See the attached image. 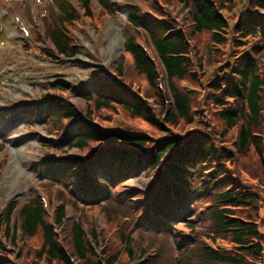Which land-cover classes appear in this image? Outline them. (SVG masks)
<instances>
[{
    "label": "trees",
    "instance_id": "obj_1",
    "mask_svg": "<svg viewBox=\"0 0 264 264\" xmlns=\"http://www.w3.org/2000/svg\"><path fill=\"white\" fill-rule=\"evenodd\" d=\"M98 1L108 7V0ZM174 1L189 8L186 18L191 26L187 31L175 19L162 24L135 7L129 9L126 23L130 32L122 45V59L110 72L123 88L114 79L98 78L94 93L82 98L85 109L65 105L63 101L57 104L62 105L59 108L54 107L52 112L49 109L47 132L65 128L58 142L71 141L68 149L81 153L91 144L95 146L87 156L62 160L48 170L49 185L60 184L74 207L89 206L99 200L108 205L105 199L109 189L144 174L152 177L144 193V207L129 203L127 198H133L129 193L118 200L125 206L131 205V211L140 209L135 222L166 229L164 233L170 239L176 237L167 223L187 211L190 197L205 200L203 217L209 228L202 229L197 242L176 243L171 239L175 250L182 249L175 264H264V235L258 220L263 204L260 184L243 181L239 170L240 154L250 152L258 161L260 173H264V71L257 61L259 45H255L257 40L264 41V0ZM83 2V8L88 10L90 2ZM55 14L46 23V31L57 53L71 57L76 49L66 28L76 20L75 13L61 3ZM198 35L207 36L211 42V66L207 69L198 52L190 49L191 41ZM142 42L155 64L142 51ZM191 53L198 58L196 63ZM159 79L163 93L157 89ZM55 89L65 92L69 86L59 82ZM150 99L158 103L156 110L146 103ZM100 109L136 121L138 131L98 126L92 111ZM231 132L233 139L226 137ZM83 175L91 183L83 181ZM150 200H154V206L149 207ZM147 207L165 221L147 212ZM17 208L12 205L0 216V264H11L9 258L15 253L18 237L25 247L17 258H32L35 264H71L70 257L76 264H117L121 255L128 260L135 257L131 240L124 236L120 251H113L103 240L110 252L102 250L98 257L96 232L93 227L88 229L90 244L79 220L68 222L63 238H58L36 196L26 199L14 215ZM65 220L66 211L61 204L53 223L59 230L65 226ZM186 226L192 227L191 223ZM35 237L38 244L27 245ZM164 241L162 238L158 244L161 248L156 258ZM156 258L143 264H152Z\"/></svg>",
    "mask_w": 264,
    "mask_h": 264
},
{
    "label": "rangeland",
    "instance_id": "obj_2",
    "mask_svg": "<svg viewBox=\"0 0 264 264\" xmlns=\"http://www.w3.org/2000/svg\"><path fill=\"white\" fill-rule=\"evenodd\" d=\"M88 1L91 7L89 6L87 10L83 8V0H0V38L7 37L8 41V44L4 43V40L0 42V212L9 204H14L19 208L29 197L43 196L48 201L49 219L54 217L60 204L65 208V226L59 229L58 238H63L66 225L71 220L82 221L87 234L88 229L93 227L98 235L96 246L100 256V251H109V246L102 244L103 240L112 247L113 251H120L124 241L123 236L129 238L135 257L128 260L126 256L121 255L117 264H143L151 261L156 258L155 254L161 248L158 244L162 243V238H164L169 243L164 241L160 256L152 264H175L177 254L182 249H177V251L173 248L174 237L171 238L172 240L166 237L168 236L164 233L166 229L138 224L135 221L139 217L140 209L134 208L135 211H131V205L125 206L118 200L129 193L133 198H127V201L133 206L138 203L137 207L143 208L146 204L144 193L152 177L143 174L109 189V196L105 199L108 200V205L99 200L96 204L89 206L74 207L70 195L63 190L60 184L49 185L50 181L46 174L48 170L55 168L64 158L80 157L81 154L87 156L89 150L92 151L95 148L91 144L89 149L80 153L68 149L71 141L58 142L57 139L64 133L65 128L53 129L51 133L47 132L46 119L49 109L52 112L54 107L59 108L61 104H57L60 101L65 102V105L70 103L79 110L85 109L82 98L94 93L98 85L95 84L96 79L113 80L110 72H112V67L121 61L122 45L126 33L130 32V26L125 19L128 10L127 12L125 10L134 6L150 20L155 19L158 22H162L164 18L175 19L177 25L181 24L185 31L191 26L186 18L187 10L180 8L181 6L174 0L146 2L145 0H108L109 8L100 4L98 0ZM61 3L68 5L76 16V20L71 26L67 25L66 29L71 33V40L77 55L74 57L57 55L48 60L45 59L46 53L55 56L56 51L53 48V40L49 39L51 36L46 31V23L56 16L58 5ZM146 4L155 8L154 11ZM239 4L240 2L237 3ZM230 11L229 16L231 17L232 7ZM225 15L228 16V13ZM42 16L45 17L44 20ZM18 20L24 21L26 27H29L32 35L30 39H22ZM5 22L6 31H11L6 32L7 35L4 29ZM113 37L115 41L111 42L110 39ZM142 44L146 46L144 42ZM256 44L260 48L257 58L258 65L264 71V41L257 40ZM190 49L198 52V56L202 57L203 67L207 69L211 66L212 49L207 36L194 37ZM191 57L196 63L198 58H194L192 53ZM127 63L124 60V64ZM61 81L68 84L70 89L67 92H59L55 89L57 83ZM262 93L264 95V88ZM43 99L46 100L42 101ZM150 101L153 102L152 99ZM154 104L156 107L152 108L156 110L158 103ZM261 107V124L263 123L264 127V102ZM41 112L46 115L42 116ZM92 112L96 114L93 116L95 122L102 128L128 131L139 129L136 121H131L122 114L107 113L102 109ZM150 131L157 134L156 130ZM226 137L233 139L234 132ZM239 158V170L243 181L260 184L259 190L263 204L258 220L260 232L264 235V173H260L257 166L258 161L250 152L240 154ZM11 159L17 162L15 170L11 168ZM40 168L45 170L38 172ZM11 178H14L13 181ZM12 194L15 195L12 196ZM142 197L143 200H141ZM150 201L149 207L154 206L155 204H152L154 200ZM199 201V199L195 201L190 197L191 204L188 205L187 211H184V214L182 213L172 223L167 224L168 230L176 237L174 240L176 243L192 240L197 242L202 229L209 228V222L203 217L205 200ZM18 208L14 211V215ZM148 209L147 207V212H149ZM129 213H134L131 218L128 217ZM187 223H191L192 227H187ZM2 243L6 245L5 241ZM35 244H38L37 237L31 239L27 245L34 246ZM23 247L25 245L19 240L17 253H22ZM143 258L144 261L141 260ZM16 259L19 264H35L32 258L19 260L16 257Z\"/></svg>",
    "mask_w": 264,
    "mask_h": 264
},
{
    "label": "bare ground",
    "instance_id": "obj_3",
    "mask_svg": "<svg viewBox=\"0 0 264 264\" xmlns=\"http://www.w3.org/2000/svg\"><path fill=\"white\" fill-rule=\"evenodd\" d=\"M4 29H5V33H6V32H7V33H8V32H9V33L11 32V31H9V30L6 31V29H7V27H6V22H5V24H4ZM7 33H6V35H7ZM1 38H2V37H1ZM1 38H0V42H1L2 40H4V41H5L4 43H7V44H8L7 37H5V39H1ZM110 41H111V42L115 41V38H114V37L111 38ZM0 46H1V45H0ZM11 168H12L13 170H15V168L17 169V162H15V160H11ZM13 179H14V178H11L12 181H13Z\"/></svg>",
    "mask_w": 264,
    "mask_h": 264
}]
</instances>
